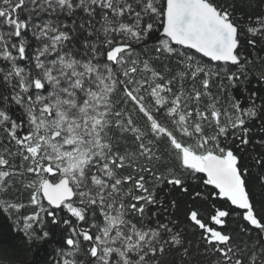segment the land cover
I'll list each match as a JSON object with an SVG mask.
<instances>
[{"label":"snow or ice","instance_id":"1","mask_svg":"<svg viewBox=\"0 0 264 264\" xmlns=\"http://www.w3.org/2000/svg\"><path fill=\"white\" fill-rule=\"evenodd\" d=\"M257 62L264 0H0V264H264Z\"/></svg>","mask_w":264,"mask_h":264},{"label":"trees","instance_id":"2","mask_svg":"<svg viewBox=\"0 0 264 264\" xmlns=\"http://www.w3.org/2000/svg\"><path fill=\"white\" fill-rule=\"evenodd\" d=\"M261 70H264V66L260 65L259 62H257V66L253 69V72L255 73L256 76L259 75V72ZM253 83H255V81H253ZM220 84V80H215V83L212 85V93L213 95H218L220 96V102L221 104L226 105L227 101L230 97V95H236L237 98H241V93L238 91L236 93H232L231 90H229V92L220 94L218 92V85ZM225 84H227V82L225 81ZM243 95H246V93H244ZM128 145L131 148L132 145V140L131 138L128 139ZM8 147H14V144L9 145L8 143V138L5 134V132L3 130H0V152L5 151V149H7ZM17 163H19V161H17ZM130 172V170H125L124 174H128ZM131 185H126L125 186V191H127V188L130 187ZM209 190L214 191V189L209 186ZM226 201L221 200V199H213V198H206L202 201H197L195 204V210L198 211L199 216L203 219L204 222L208 223L209 226L212 225L211 222V216L214 214V210L218 207L223 206H227ZM188 207H192L191 204L187 205ZM6 215V214H5ZM5 215H0V228L6 230L7 229V225L11 223L10 220H7L5 218ZM239 223V219L235 216V213H233V216L228 220V224L231 228L235 229L236 225ZM47 253H45L44 251H41L38 254V257H46Z\"/></svg>","mask_w":264,"mask_h":264}]
</instances>
